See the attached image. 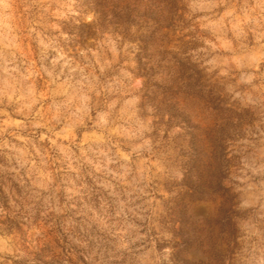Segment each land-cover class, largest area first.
Masks as SVG:
<instances>
[{
    "label": "clouds",
    "instance_id": "1",
    "mask_svg": "<svg viewBox=\"0 0 264 264\" xmlns=\"http://www.w3.org/2000/svg\"><path fill=\"white\" fill-rule=\"evenodd\" d=\"M0 264H264V0H0Z\"/></svg>",
    "mask_w": 264,
    "mask_h": 264
}]
</instances>
